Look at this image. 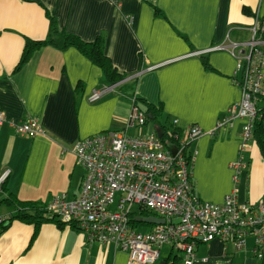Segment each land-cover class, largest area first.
I'll return each instance as SVG.
<instances>
[{
  "label": "crops",
  "instance_id": "crops-1",
  "mask_svg": "<svg viewBox=\"0 0 264 264\" xmlns=\"http://www.w3.org/2000/svg\"><path fill=\"white\" fill-rule=\"evenodd\" d=\"M48 14L61 31L84 42L102 38L106 57L127 79L91 103L89 97L109 84L97 66L70 47H44L16 72L27 40L47 38ZM258 21L264 22V0H0V112L15 122L36 119L43 130L32 138L15 134L10 125L0 127V181L8 189L0 190V199L13 194L22 202L44 205L62 194L77 197L85 170L76 164L73 145L108 131L134 137L155 131L153 124L143 130L128 127L129 94L134 93L162 108V125L177 121L184 135L193 126L205 132L189 148L200 200L224 203L236 186L232 165L243 158L247 167L236 186L238 202L258 204L264 193V150L253 139L241 157L246 120L208 134L241 102L234 77L237 60L227 51L192 56L228 38L251 41ZM260 108L264 124V95ZM2 208L6 212L0 216L9 226L0 234V264L128 263L127 252L90 243L67 225L44 223L33 239L35 225L9 223L16 211ZM247 244L241 252L219 240L200 244L196 264H264L253 253V240ZM169 248L156 264L171 255L182 257Z\"/></svg>",
  "mask_w": 264,
  "mask_h": 264
},
{
  "label": "built area",
  "instance_id": "built-area-1",
  "mask_svg": "<svg viewBox=\"0 0 264 264\" xmlns=\"http://www.w3.org/2000/svg\"><path fill=\"white\" fill-rule=\"evenodd\" d=\"M252 38L244 43L228 38L225 44L205 51H227L237 60L234 77L242 92L241 102L231 106L216 129L208 134L212 136L231 126L236 119L246 120L241 157L253 141V124L260 114L264 95V22H257ZM114 88L95 91L89 101L98 102ZM129 100L128 127L145 129L146 114L137 106L135 95ZM4 125H10L19 136L33 138L43 132L36 119L15 122L0 112V127ZM176 126L177 121H173V129L168 132L170 138L160 139L155 131L136 137L127 131H108L77 142L72 152L76 164L85 170L79 194L75 198L67 194L52 198L45 204L46 216L80 231L90 243L107 244L127 252V264H156L164 246L182 254V264H196L197 246L215 240L241 252L251 239L254 255L264 260V193L256 205L238 202L236 186L241 171L247 167L243 158L232 165L236 186L224 203L204 202L194 192L191 179L194 155L189 148L205 132L193 126L184 135ZM169 144L176 147L175 153ZM2 184L3 180L0 188ZM139 210L165 223L140 231L132 223V216ZM5 222L0 216V224Z\"/></svg>",
  "mask_w": 264,
  "mask_h": 264
},
{
  "label": "trees",
  "instance_id": "trees-1",
  "mask_svg": "<svg viewBox=\"0 0 264 264\" xmlns=\"http://www.w3.org/2000/svg\"><path fill=\"white\" fill-rule=\"evenodd\" d=\"M159 15V14H158ZM48 18L50 21L49 32L48 36L44 41H31L27 40L26 45L24 47V51L22 57L15 69L16 72H19L23 69V67L30 61L32 55L38 51L43 49L44 47H54L60 50H66L70 48L76 49L80 52L84 58L88 59L92 64L97 66L99 70L103 72L104 78L106 82L109 84V87L115 86L124 80L127 79V76L118 74L117 70L112 65V62L108 57L105 55L104 51V40L102 38L96 39L92 43L84 42L79 37L67 33L66 31H61L58 27L57 22L55 19L48 14ZM204 65L207 69H210L209 65L204 62ZM134 97V93L129 94V98ZM262 100V99H261ZM136 104L141 108V110L147 116V124L154 125V127H161L164 132V138H170L168 132L172 130V125L166 124L162 125L160 122V118L163 116L162 108H156L149 103H146L145 100H142L136 97ZM263 114V110L260 108L259 116ZM259 116L255 119L253 124V139L257 140L258 144L264 150V124L263 118H259ZM0 190L4 193L8 192L7 187L5 184L1 185ZM0 205L6 206H13L16 213L14 216L8 219V222L11 223L15 220L26 224H33L35 225V232L33 235V239L37 237L39 229L42 224L51 222L56 223L60 227L64 225L60 222H57L56 219H49L45 212V204H37L32 202H22L20 201L17 196L13 194H7V198L0 199ZM150 213L147 211H136L135 214L132 216V223L136 228L143 229L144 227H151L150 225L143 224L137 221L138 217H147ZM6 223V222H5ZM5 223L0 224V234L3 233L9 225ZM167 264L173 262V264H180L181 258L171 257L166 261Z\"/></svg>",
  "mask_w": 264,
  "mask_h": 264
},
{
  "label": "water",
  "instance_id": "water-1",
  "mask_svg": "<svg viewBox=\"0 0 264 264\" xmlns=\"http://www.w3.org/2000/svg\"><path fill=\"white\" fill-rule=\"evenodd\" d=\"M162 128L161 127H156L155 128V132H156V135L158 138L160 139H163L164 137V133H163V130H161ZM170 149L175 153L176 152V147L175 146H172L170 147ZM137 221L143 223V224H147V225H161V224H164V220L162 219H158V218H155V217H139L137 219ZM160 264H166V262L162 261Z\"/></svg>",
  "mask_w": 264,
  "mask_h": 264
},
{
  "label": "rangeland",
  "instance_id": "rangeland-1",
  "mask_svg": "<svg viewBox=\"0 0 264 264\" xmlns=\"http://www.w3.org/2000/svg\"><path fill=\"white\" fill-rule=\"evenodd\" d=\"M211 49V48H210ZM210 49H207V51L208 50H210ZM205 51L206 50H204V51H199V52H201V54H199V56H201V55H205L206 53H205ZM197 53V52H196ZM135 129H138L139 130V128H135ZM136 131V130H135ZM136 132H138V131H136ZM139 136V135H138ZM4 212H6V209L5 208H2L1 209V214H3ZM149 228V227H148ZM140 231H144V232H146L147 231V227H144L143 229H141ZM169 246H164L162 249H161V253H162V257H165L166 256V254H167V252L169 251Z\"/></svg>",
  "mask_w": 264,
  "mask_h": 264
},
{
  "label": "bare ground",
  "instance_id": "bare-ground-1",
  "mask_svg": "<svg viewBox=\"0 0 264 264\" xmlns=\"http://www.w3.org/2000/svg\"><path fill=\"white\" fill-rule=\"evenodd\" d=\"M134 95H135V94H134ZM135 96H136V95H135ZM136 97H137V96H136ZM130 98H131V97H130ZM182 258H183V257H181V263H180V264H182ZM166 264H167V262H166Z\"/></svg>",
  "mask_w": 264,
  "mask_h": 264
}]
</instances>
